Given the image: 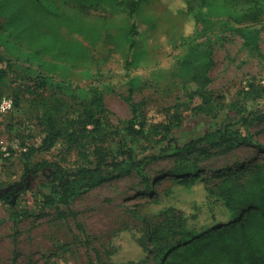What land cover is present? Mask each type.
<instances>
[{
	"label": "rangeland",
	"instance_id": "1",
	"mask_svg": "<svg viewBox=\"0 0 264 264\" xmlns=\"http://www.w3.org/2000/svg\"><path fill=\"white\" fill-rule=\"evenodd\" d=\"M184 7L183 0H147L141 6L131 19L139 36L128 69L125 54L112 52L113 47L103 40L91 44L65 30L67 38L87 48V58L58 62L29 49L0 27V101L3 97L12 101L11 110H0V197H4L0 200V264H88L90 260L100 264L97 255L104 262L160 264L157 250L145 254L134 237L162 220L153 211L170 205L190 209V203L184 201L194 198L195 192L177 189L174 197L171 193L168 197L177 171L198 172L215 185L230 175L246 179L251 169H264V28L254 26L260 29L259 54L244 46L243 39L231 30V26H240L234 18L214 17L213 29L207 31L214 45L208 87L211 100L206 105L199 98L188 102L177 76L178 61L189 45L204 43L207 38H202V26L179 13ZM229 7L241 13L240 1L229 0ZM98 15L86 18L93 20ZM116 29L112 28V34ZM50 63H58L60 68L52 69ZM130 77L140 79L134 97L145 101L148 122L153 127L170 126L169 138L177 139L180 146L226 126L249 142L235 140L236 146L229 150L216 146L213 136L191 154H178L160 136H129L125 129L132 114L125 98ZM94 89L105 100L114 133L122 136L112 139L115 149L124 142L134 150L136 160L163 157L146 162L143 171L157 199L143 194L146 186L139 174L109 172L102 185L72 201V215L57 201L46 204L47 197L55 198L52 169L31 171L43 161L70 171L85 164L67 136L51 148L44 146L47 132L41 117L47 107L59 106V121L76 119L90 105ZM89 157L93 159L91 154ZM197 188L202 190V185ZM60 211L65 218L59 216ZM124 227L133 232L123 231L114 238Z\"/></svg>",
	"mask_w": 264,
	"mask_h": 264
},
{
	"label": "trees",
	"instance_id": "2",
	"mask_svg": "<svg viewBox=\"0 0 264 264\" xmlns=\"http://www.w3.org/2000/svg\"><path fill=\"white\" fill-rule=\"evenodd\" d=\"M58 1L0 0V27L16 40L24 42L29 49L44 57H54L58 62H73L78 56L87 58V48L82 43L67 38L65 30L79 35L91 44L103 40L105 44L113 47L112 52L125 54V67L130 68L133 61L129 60V57L136 48L139 36L138 26L132 23L131 19L147 0ZM183 1L185 7L179 13L202 26L205 32L202 38L207 39L204 43L189 45L186 55L178 61L177 76L183 84L188 102L199 98L202 105H206L211 100L208 87L211 84L210 71L214 66V45L209 42L207 35V31L213 29L212 19L224 15H228L230 19L234 18L240 26H231V30L243 39L244 46L251 47L261 54L260 29L254 26L261 24V28H264V21L261 20L264 18V0H238L242 4L240 14L229 7V0ZM95 13L99 15L93 20L86 18ZM243 22H251V25L242 26ZM114 26L117 29L116 33L112 34ZM2 60L3 57H0V61ZM50 64L52 69L60 68L58 63ZM139 82L140 79L135 77H130L128 81L129 95L125 100L130 106L132 116L125 130L129 136H160V140L169 142L170 147L178 154H191L198 145L213 136L217 138L216 146H226L229 150L236 146L235 140L249 142L247 138L239 139V135L226 126L180 146L177 139L169 138L172 132L170 126L153 127L148 122L145 101H137L134 97ZM90 94V105L86 106L76 119H67L64 123L59 121V106L47 107L43 112L41 122L47 132L44 146L51 148L67 136L68 141L77 150L79 158L85 162L75 171L47 161L36 165L32 173L46 168L53 171L54 185L51 193L56 199L47 197L46 204L52 206L57 201L74 215L70 209L72 201L81 193L102 185L109 172L139 174L146 186L143 194L151 200H156L157 193L153 192L150 179L143 171L146 162L158 161L163 157L151 155L136 160L134 150L124 142L118 144L115 149L112 139L116 140L122 136L114 133L107 118L109 111L100 92L94 89ZM261 148L264 152V147ZM184 172H176L177 178L168 190V197L169 193L174 197L177 189L195 192L194 198L184 201L190 203V209H178L175 205H170L153 211L157 213L154 216L162 220L151 229L148 227L145 231L137 233L138 236L134 238L138 246L147 255L157 250V255L161 258L160 264H264L262 166L251 169L246 179L230 175L215 185L208 184L207 179L198 172L190 175ZM199 185H202L200 191L197 190ZM3 199L4 197H0V200ZM59 216L65 218L66 214L60 211ZM123 231L133 232L132 229L124 227L114 233V238ZM112 254L109 252V257ZM97 260L100 264H119L104 262L99 255ZM88 264L95 262L90 260Z\"/></svg>",
	"mask_w": 264,
	"mask_h": 264
},
{
	"label": "built area",
	"instance_id": "3",
	"mask_svg": "<svg viewBox=\"0 0 264 264\" xmlns=\"http://www.w3.org/2000/svg\"><path fill=\"white\" fill-rule=\"evenodd\" d=\"M11 109H12V101L10 99H7L6 97H3L0 101L1 112H8Z\"/></svg>",
	"mask_w": 264,
	"mask_h": 264
}]
</instances>
